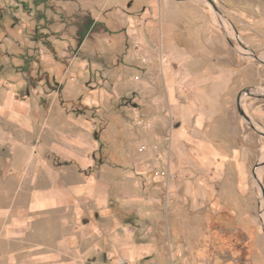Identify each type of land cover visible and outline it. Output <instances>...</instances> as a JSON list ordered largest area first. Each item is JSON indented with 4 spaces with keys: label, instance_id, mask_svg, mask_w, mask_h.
Segmentation results:
<instances>
[{
    "label": "rangeland",
    "instance_id": "1",
    "mask_svg": "<svg viewBox=\"0 0 264 264\" xmlns=\"http://www.w3.org/2000/svg\"><path fill=\"white\" fill-rule=\"evenodd\" d=\"M213 1L218 10L209 0H0V109L29 99L75 119L68 127L99 147L89 172L102 170L111 185L110 209L88 219L94 240L82 243L95 251L57 264H115L116 238L123 250L156 245L139 264H182L193 253V264H264V0ZM167 31L205 66L235 73L222 128L236 132L224 136L236 149L219 162L180 164V120L163 75ZM14 186L0 182V207ZM2 227L0 264H51L29 261Z\"/></svg>",
    "mask_w": 264,
    "mask_h": 264
},
{
    "label": "crops",
    "instance_id": "2",
    "mask_svg": "<svg viewBox=\"0 0 264 264\" xmlns=\"http://www.w3.org/2000/svg\"><path fill=\"white\" fill-rule=\"evenodd\" d=\"M171 34L164 32L167 62L163 75L170 109L180 120L178 142H174L180 164L219 162L232 147L224 136H236L222 128L230 113L225 98L235 73L228 64L205 66L198 61V54L180 46ZM215 68L219 72L213 74ZM55 114L34 108L29 99L11 100L0 109V182L17 183L16 188L1 193L7 206L0 207V221L10 238L26 247L29 261L57 264L67 254L73 257L69 263H74L78 255L95 251L82 248L94 240L90 231L96 227L88 219L100 218L101 212L110 209L112 191L102 170L89 172L99 149L97 142L90 135L77 136L76 130L68 127L76 126L75 119ZM188 151H196L195 159H188ZM59 211L70 213L72 220L68 224L54 221ZM61 230L65 232L61 234ZM111 244L108 258L115 264L124 256L127 264H139L147 254L149 258L156 253L152 243L132 244L127 250L117 238ZM193 262H197L196 253L190 262L183 257L182 264Z\"/></svg>",
    "mask_w": 264,
    "mask_h": 264
},
{
    "label": "water",
    "instance_id": "3",
    "mask_svg": "<svg viewBox=\"0 0 264 264\" xmlns=\"http://www.w3.org/2000/svg\"><path fill=\"white\" fill-rule=\"evenodd\" d=\"M209 1L214 6V8L218 10L215 2L213 0H209ZM238 110L246 118L247 121H249V122L251 121V119L245 114V112L241 108V96L238 97ZM253 128L256 129L255 127H253Z\"/></svg>",
    "mask_w": 264,
    "mask_h": 264
},
{
    "label": "built area",
    "instance_id": "4",
    "mask_svg": "<svg viewBox=\"0 0 264 264\" xmlns=\"http://www.w3.org/2000/svg\"><path fill=\"white\" fill-rule=\"evenodd\" d=\"M143 62H147V59H143ZM148 128H150L151 127V125H148L147 126ZM94 128H96V126H94ZM127 261H128V259H127V257H121L119 260H118V264H127Z\"/></svg>",
    "mask_w": 264,
    "mask_h": 264
}]
</instances>
